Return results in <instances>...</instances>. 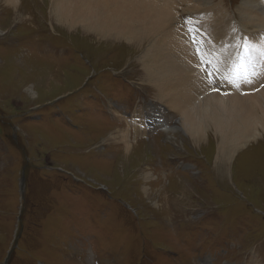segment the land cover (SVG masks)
<instances>
[{
    "label": "rangeland",
    "instance_id": "obj_1",
    "mask_svg": "<svg viewBox=\"0 0 264 264\" xmlns=\"http://www.w3.org/2000/svg\"><path fill=\"white\" fill-rule=\"evenodd\" d=\"M3 1L0 264H264V144L216 166L208 144L174 132L179 117L140 81L132 48L56 25L46 0H20L19 22ZM242 1L213 4L232 20ZM239 43L227 44L231 59ZM150 105L173 130L148 116L135 127ZM120 128L129 155L110 138Z\"/></svg>",
    "mask_w": 264,
    "mask_h": 264
},
{
    "label": "bare ground",
    "instance_id": "obj_2",
    "mask_svg": "<svg viewBox=\"0 0 264 264\" xmlns=\"http://www.w3.org/2000/svg\"><path fill=\"white\" fill-rule=\"evenodd\" d=\"M40 1L44 4V0ZM213 1L46 0V5L48 16L56 25L68 31L79 28L86 36L132 48L141 71L140 81L154 89L155 99L165 110L179 117L174 132H181L196 146L208 144L215 151V165L224 161L219 167L228 171L236 156L251 150L253 145L247 149L248 145L264 144V75L260 80L252 77L250 84L240 83L239 87L224 79L242 55L240 50L231 59L233 50L227 45L231 38L244 37L254 44L264 39V0L242 1L237 8L238 19L232 20L226 19L221 3L213 4ZM3 2L16 12L15 22L23 19L18 13L20 0ZM182 15L191 17L197 28L211 33L209 36L201 32L198 38L208 42L215 60L220 62V72L213 77L220 83V90L198 79L195 58L181 28ZM234 30L235 36L230 35ZM257 57L262 56L252 58ZM28 91L33 96L32 88ZM150 107V111L132 114L135 127L145 131L144 121L148 116L165 132L173 130L166 126L160 109ZM111 111L118 120L126 121L117 110L111 108ZM129 134L128 128L110 133L111 139L125 146L126 154L131 147ZM256 159L251 158L252 163L258 164Z\"/></svg>",
    "mask_w": 264,
    "mask_h": 264
},
{
    "label": "snow or ice",
    "instance_id": "obj_3",
    "mask_svg": "<svg viewBox=\"0 0 264 264\" xmlns=\"http://www.w3.org/2000/svg\"><path fill=\"white\" fill-rule=\"evenodd\" d=\"M181 28L186 31L188 37L187 43L192 57L195 58V63L198 68V79L202 84L212 87L216 81L213 79L216 72H219V61H216L208 42L203 38H198L201 32L211 33L207 29L197 28L192 22L191 17L184 18ZM235 36V30L233 31ZM214 39V38H213ZM239 47L242 50V55L237 57L234 63V70L229 76L224 77L234 87H239L240 83L250 84L252 77L256 75L254 68L251 65V59L255 55L264 57V41L259 44H254L244 37H240ZM213 90H216L215 88Z\"/></svg>",
    "mask_w": 264,
    "mask_h": 264
},
{
    "label": "water",
    "instance_id": "obj_4",
    "mask_svg": "<svg viewBox=\"0 0 264 264\" xmlns=\"http://www.w3.org/2000/svg\"><path fill=\"white\" fill-rule=\"evenodd\" d=\"M25 169V168H24ZM24 169H23V172H22V176L20 177V190H21V187L24 185V182H25V178H24ZM23 192V191H22Z\"/></svg>",
    "mask_w": 264,
    "mask_h": 264
}]
</instances>
